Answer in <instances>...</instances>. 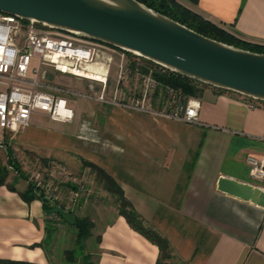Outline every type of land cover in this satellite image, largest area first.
<instances>
[{
  "label": "crops",
  "instance_id": "obj_1",
  "mask_svg": "<svg viewBox=\"0 0 264 264\" xmlns=\"http://www.w3.org/2000/svg\"><path fill=\"white\" fill-rule=\"evenodd\" d=\"M175 1L238 39L264 46V0ZM132 86L119 85V100L130 103ZM114 89L115 82L107 85L106 96ZM195 98V125L90 98L66 123L76 122L69 134L36 112L27 128L5 135L0 160L5 164L10 151H18L36 161L63 162L73 176L89 169L86 163L96 166L166 239L178 264H264V208L217 190L221 177L249 183L244 159L264 154V107L248 109L244 97L211 87ZM9 179L0 186V260L52 264L47 232L54 226L63 231L67 213L45 208L40 199L26 203L19 196L26 182L12 191ZM99 190L103 194L90 196L80 210L93 223L92 261L155 264L157 246L128 225L115 196Z\"/></svg>",
  "mask_w": 264,
  "mask_h": 264
},
{
  "label": "built area",
  "instance_id": "obj_2",
  "mask_svg": "<svg viewBox=\"0 0 264 264\" xmlns=\"http://www.w3.org/2000/svg\"><path fill=\"white\" fill-rule=\"evenodd\" d=\"M107 52L112 54L105 58ZM125 54L110 46L41 28L0 12V149L6 148L5 135L27 128L36 112L45 114L53 122L71 123L74 111L70 98H94L113 106L198 124V99L154 80V73L167 71L161 67L146 65L144 73L139 67L125 65ZM114 57L118 58V72L115 89L107 97L108 70L98 60L105 58L111 62ZM133 60L140 62L137 57ZM98 65L101 66L96 67ZM89 72H97L102 77L96 82L102 88L96 97L71 90L62 82L65 76L95 82L85 75ZM123 82L133 83L128 90L130 103L119 100V85ZM245 99L248 109L264 107L263 102ZM244 162L248 168L247 184L264 191V154L247 155ZM48 164L33 180L29 178V183L41 201L61 207L67 214H77L81 203L91 196L90 169H85L78 177L64 166ZM61 190H65L67 198L63 207Z\"/></svg>",
  "mask_w": 264,
  "mask_h": 264
},
{
  "label": "water",
  "instance_id": "obj_3",
  "mask_svg": "<svg viewBox=\"0 0 264 264\" xmlns=\"http://www.w3.org/2000/svg\"><path fill=\"white\" fill-rule=\"evenodd\" d=\"M0 12L264 103V54L204 37L136 0H0ZM217 190L264 208V191L250 184L221 177Z\"/></svg>",
  "mask_w": 264,
  "mask_h": 264
},
{
  "label": "trees",
  "instance_id": "obj_4",
  "mask_svg": "<svg viewBox=\"0 0 264 264\" xmlns=\"http://www.w3.org/2000/svg\"><path fill=\"white\" fill-rule=\"evenodd\" d=\"M146 7L153 9L154 11L165 15L166 17L184 25L185 27L191 29L192 31L203 35L204 37L213 39L218 42H222L240 49L252 51L255 53L264 54V46L257 45L253 43H249L238 39L233 36L227 30L223 29L220 26H217L210 21L202 18L200 15L190 11L185 8L180 3L175 0H136ZM38 27L43 28L40 25ZM134 58L135 56L127 54ZM140 63L144 65H152L154 64L140 59ZM144 73L147 70H142ZM154 80L159 82L162 85L178 89L183 94L189 97H197L201 91L202 87H207L198 83H195L187 78L181 77L171 72L165 71L164 73L157 72L153 74ZM214 89V88H213ZM219 90V89H216ZM223 91V90H219ZM85 166L89 167L90 172L93 175L94 180H96L97 185L100 189L104 190L107 193L112 194L116 198V204L118 206V213L123 216L128 223V225L138 232L140 235L145 237L148 241L155 244L158 248L159 254L155 264H178L174 256L172 255L170 246L166 239L161 237L158 232L149 227L144 223V221L138 216L135 212L132 205L124 198L121 189L116 185V183L107 176L102 170L97 168L91 164H85ZM3 173H2V172ZM6 169L3 167L0 169V186L4 185L7 179ZM31 185V184H30ZM29 185L26 188V192H20L19 196L26 203H30L35 199H39L36 194L33 192V188ZM12 191H14V187H9ZM43 206L45 208H49L45 201L42 200ZM83 202L81 203V208ZM81 210V209H80ZM67 219L63 218L62 222L66 224V227L71 232V237L73 236V240L77 249L66 250L64 251L65 258L67 260V264H78L76 263L77 257L80 255L79 253H83L86 248V241L91 237L93 230L92 221L85 216H80V211L76 214H68ZM58 231V227L54 226L48 229L47 237H50V232L56 233ZM48 239V238H47ZM46 244V243H45ZM47 246V245H46ZM82 264H96L92 261L91 254H81ZM0 264H34L24 261H12V260H0Z\"/></svg>",
  "mask_w": 264,
  "mask_h": 264
},
{
  "label": "rangeland",
  "instance_id": "obj_5",
  "mask_svg": "<svg viewBox=\"0 0 264 264\" xmlns=\"http://www.w3.org/2000/svg\"><path fill=\"white\" fill-rule=\"evenodd\" d=\"M111 54L112 53L107 52L105 58H107ZM105 58L102 59L101 61L98 60V62L103 64V67L108 70V85L110 86V85L114 84L116 76H117L118 58L114 57L111 62H108L107 59H105ZM135 63L136 62H134V60L131 56H128L127 54H125V57H124V64L125 65H127V66L132 65V67H135V66L139 67L141 69V71L146 70V65L141 64L140 62H137L136 64ZM99 66H101V65H98L96 67H99ZM62 82L66 87H68L71 90L86 93L90 96H95V97L99 95V93L101 92V89H102L101 85H99L96 82H91V81L85 80V79H75V78H72L69 76L63 77ZM69 102L71 104L73 111L76 114H80V111H81V108L83 105L82 99L70 98ZM75 123L76 122H74V124L73 123L72 124H54L53 123V124L58 126L57 127V128H59L58 130H60L64 133L70 134L73 132V130H75ZM44 124L49 126V127L51 126V123L50 124L44 123ZM32 157H28L25 154H23L22 152H18V151L15 152L14 151V153H13L12 151H10V153L7 155V161L5 164L0 160V169L5 167V169H6L5 173H6L7 179L10 178L9 184H11L13 187H15V186L17 187V186H19V184L22 183V181L26 182V186L22 191L24 193L26 192V188L29 187V185H30L29 178L33 180L34 179L33 177L35 176V174H38L42 170L39 168L41 164H43V165L46 164V166H48L49 162H54L60 166H64L66 168V170L70 174H72L70 172V170L67 168L66 164L63 162L61 163V162H58L56 160H47L48 162L45 163L46 161L45 162H43L42 160L36 161ZM69 159H70L69 156H65V161H68ZM25 166H27V168L23 169L22 167L25 168ZM82 172L83 171H81L76 176L81 177ZM94 179H95V177L93 178L92 174H90L88 185L89 186L91 185L90 186L92 189L91 190V196L92 195L94 196L95 193H97V194L99 193V195H102L103 192L99 190L100 188L97 185L96 180H94ZM31 187L33 188V186H31ZM33 192L38 197V193L35 191L34 188H33ZM66 204H67V198L64 197L63 202H62V207L65 206ZM48 206L50 207L51 205H48ZM66 215H68V214H66ZM62 230L63 231L58 230L57 235L54 232H50V237H48V239L46 241L47 250L52 254V264H67V260H66L65 255H64V251L77 249V246H75L74 240L72 239L73 236L71 237V232L69 231V229L67 227H64ZM93 243H94V240H92V239H88L86 241V243H85L86 248H85L83 253L78 252V254H80V255L77 257L76 263L82 264V260H81L82 255L81 254H87L88 251L93 246Z\"/></svg>",
  "mask_w": 264,
  "mask_h": 264
},
{
  "label": "bare ground",
  "instance_id": "obj_6",
  "mask_svg": "<svg viewBox=\"0 0 264 264\" xmlns=\"http://www.w3.org/2000/svg\"><path fill=\"white\" fill-rule=\"evenodd\" d=\"M88 79H91L92 81L98 82L102 80V77L97 72H89L87 74Z\"/></svg>",
  "mask_w": 264,
  "mask_h": 264
}]
</instances>
